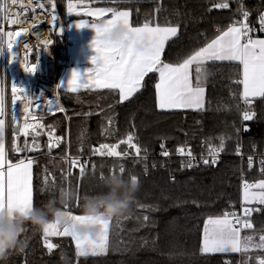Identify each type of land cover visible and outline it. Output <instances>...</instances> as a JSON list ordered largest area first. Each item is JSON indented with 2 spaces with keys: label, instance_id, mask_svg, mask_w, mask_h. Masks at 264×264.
<instances>
[{
  "label": "trees",
  "instance_id": "trees-1",
  "mask_svg": "<svg viewBox=\"0 0 264 264\" xmlns=\"http://www.w3.org/2000/svg\"><path fill=\"white\" fill-rule=\"evenodd\" d=\"M50 1L44 0L48 6ZM55 1L64 23L66 0ZM73 1L79 5L129 10L133 26H142L146 21L153 26L179 25L178 36L166 43L162 54V60L172 64L182 62L235 20L243 19L237 11L241 6L238 0H228L229 8L224 11L211 10L219 0ZM242 2L250 13L247 21L253 29L250 35L263 36L259 16L264 13V0ZM51 40L53 43L46 50L43 43L34 46L31 62L37 64L35 74L57 82L63 69L65 33L57 35L52 31ZM4 61L3 44L2 65ZM192 75L195 84V67ZM201 79L206 89V105L198 111L158 109L155 94L158 73H149L142 82L144 86L129 101L121 103L118 91L112 89L75 93L60 90L65 112L52 114L38 110L41 132L55 130L61 143L49 149L43 137V152L31 154L34 205L41 206L49 199H56L57 207H66L72 215H82L83 198L106 192L104 178L110 173H119L120 166L125 171L119 174L124 178L136 176L139 187L130 211L110 221L105 254L78 257L70 236L48 238L57 245L49 254L42 230L29 224L19 238L24 251L13 252L7 264H64L62 256L67 258V264H258V259L264 258V249L253 248L246 255L209 254L201 252V240L209 217L223 216L239 205L242 176L252 184L264 179L255 167L248 168L235 156L241 144L246 151L264 148V97L251 100L246 111L255 115L245 121L238 62L206 63ZM11 98L6 68L8 154L17 160L24 154L18 157L12 151L15 132ZM129 133L134 135L133 143L141 148L140 157L124 144L118 151L129 155L121 158L93 154L92 150L100 144H117ZM18 140L19 146H23L25 141L21 135ZM221 140L224 150L214 165H204L200 158L193 161L194 167H182L188 159L176 156L180 146L191 145L196 153H207L211 148H219ZM162 143L170 155L175 156H162ZM62 157H79L81 163L86 161L84 173L81 174L79 166L71 167ZM46 175L47 183L44 182ZM64 198L67 205L59 202ZM249 207L261 211L251 213L253 227L243 230L259 243V236L264 234V205L255 203Z\"/></svg>",
  "mask_w": 264,
  "mask_h": 264
},
{
  "label": "snow or ice",
  "instance_id": "snow-or-ice-1",
  "mask_svg": "<svg viewBox=\"0 0 264 264\" xmlns=\"http://www.w3.org/2000/svg\"><path fill=\"white\" fill-rule=\"evenodd\" d=\"M31 2V0H30ZM240 7L237 11L242 15V20L234 21L226 30H222L214 39L207 42L204 46L194 50L182 62L172 64L162 61L161 56L167 41L173 37H177L179 33V25L160 26L146 21L142 26L132 27L129 23L130 13L128 11H118L114 8H97L94 11L87 13V15L101 17L107 13H111L112 18L103 22V24L88 25L85 21L76 23L77 28H84L91 26L95 30V38L92 41V48L96 55L92 57L94 68L88 69L85 73L83 81L78 72L73 71L71 78L67 82V90L73 93L77 92L79 88H100L112 89L119 91V101H129L140 89L144 86V78L149 73H158L159 82L155 84L156 106L158 109L176 110V109H193L201 110L204 108L205 87L201 79L202 68L208 61H229L238 62L242 66V79L238 82L243 85V100L250 105V97H264V39H254L250 33L253 29L249 26L248 17L250 15L243 7L242 0H238ZM12 5L17 4V0H11ZM41 9L44 4L38 5ZM55 6L53 5V8ZM214 8L227 9L229 8L228 0H219L213 5ZM73 5L70 3L68 12H73ZM159 11V9H157ZM7 18V17H5ZM57 17L52 16V30L62 31V28L56 27ZM12 24L18 23L16 19L11 20ZM122 23L125 25L132 38L127 45L111 44L104 39V34L108 29L116 24ZM260 31H264V13L259 16ZM8 39L7 50L10 53V62L17 58L19 53H14V44L12 37H22L21 32L13 33L11 31L6 33ZM46 50L49 45L53 43L52 40L42 42ZM139 43L143 45L142 50L137 51L135 45ZM26 49L24 59L20 60L21 66L27 73H35L37 70L36 63H29L32 55V49L28 43H24ZM3 48L0 47V52ZM38 56V55H37ZM195 65V72L197 73L196 83L194 84L191 78V70ZM95 73L94 76L86 78V74ZM90 81V82H89ZM59 87V86H58ZM24 90L14 83L12 84L13 104L17 100L23 98L28 101L25 103L24 112H28V106L32 100L23 95ZM18 93L20 95H18ZM37 101V100H36ZM51 103V101H49ZM39 109V103L36 104ZM63 111V109H59ZM4 114V96L3 90L0 89V116ZM254 113L244 111L242 119L245 121L251 120ZM15 119V117H13ZM111 123V118H109ZM4 120L0 119V212L5 209L11 214L14 210L24 212L29 210L34 205L33 202V185H32V166L33 159H20L17 163H12L8 159L7 152L4 146ZM42 125L25 124L20 131L25 137L29 135L31 129L33 135V142L31 145L25 140L24 148H20L15 143L13 144V151L21 152L27 149L28 151H36L39 149V143L35 139L40 133L37 128ZM247 130V129H245ZM105 129V133H107ZM49 149L59 147L61 143L60 137L53 139L52 133H49ZM134 135L127 134L126 139H122L117 144H100L94 148L93 154L110 157H124L129 155L128 152H120L118 149L121 144L127 145L129 149L134 150L136 157H140L141 148L133 143ZM161 155L168 157L169 151L165 149V145L161 144ZM224 150V144L221 140L219 148L215 150L210 149L211 160L202 159L204 165L216 164L219 153ZM177 153L186 156L188 162L182 164V167H194L193 161L195 156L191 149H186L184 146L177 148ZM239 154V148H237ZM71 167L79 166L81 174L84 173V165L81 163L79 157H62ZM252 164V158L249 157V166ZM125 168L120 166L119 173H124ZM47 172V169H45ZM131 178L138 183L136 176ZM54 179V177H53ZM174 180V177H173ZM44 182H48L47 175L44 177ZM260 189L259 192H253L251 189ZM243 200L246 203L257 202L264 205V180L258 183L250 184L247 181L243 184ZM261 211L260 208L243 209V218L236 213H224L220 217H209L204 227V237L201 247L202 253H241L248 254L251 249H264V234L259 236V243L254 242L253 236L241 237V229L253 227L250 222L252 212ZM72 215L71 213H69ZM73 219L82 221L91 219L82 215H72ZM147 221L148 217L145 216ZM101 225V231L95 239H81L73 234H70L67 229H61L57 223H49L45 225L42 230L44 237V246L48 249L49 254L57 245L48 241L49 237L65 236L72 237L76 244V255L78 257H87L89 255L97 256L105 254L109 242V223L98 221ZM239 225V227H237ZM20 252L24 251V245L21 243ZM258 264H264V258L258 259Z\"/></svg>",
  "mask_w": 264,
  "mask_h": 264
},
{
  "label": "clouds",
  "instance_id": "clouds-1",
  "mask_svg": "<svg viewBox=\"0 0 264 264\" xmlns=\"http://www.w3.org/2000/svg\"><path fill=\"white\" fill-rule=\"evenodd\" d=\"M103 22L101 23V25ZM132 38L129 29L122 23L112 25L104 34V39L111 44L127 45ZM137 51L143 45H135ZM107 191L95 195L85 196L82 204V216L89 217L78 221L73 219L66 207H57L56 199H49L41 206L33 205L31 209L21 212L14 210L11 214L5 209L0 212V264H7L13 252L21 247L20 236L26 225H31L37 230H43L49 223H57L61 229H67L81 239H95L101 231L98 221L110 222L114 218L126 215L134 202L138 191V183L131 177L124 178L119 173L109 174L104 178ZM67 205V198L59 201ZM64 264L67 258L62 256Z\"/></svg>",
  "mask_w": 264,
  "mask_h": 264
},
{
  "label": "built area",
  "instance_id": "built-area-1",
  "mask_svg": "<svg viewBox=\"0 0 264 264\" xmlns=\"http://www.w3.org/2000/svg\"><path fill=\"white\" fill-rule=\"evenodd\" d=\"M31 1H34V4H31L30 0H17V4L12 5L11 0H0V32L5 37V42H4L5 46H7L8 39H9L6 35V33L9 31L14 32V29H13L14 24L11 23L12 19H16L18 22L20 20L27 22V21L34 19V17L36 15H39V14H41V19L43 21H46L45 23L42 22V25H45V27L48 29L49 33H48L47 38L51 40V33L53 31L52 30V23H53L52 22V16L55 15L57 17V20H58V18H59L58 13L53 10L51 5L48 6L44 2V0H31ZM41 3L44 4L43 9H41L38 6ZM70 3L73 6L75 5L73 0H66V7H68ZM5 17H7V18H5ZM57 20L55 22L56 26H57ZM70 29H71L70 22L66 20L64 22V32L63 33H65V35H67L70 32ZM0 39H1V34H0ZM24 43L29 44L30 48L32 49V55H33L34 46L36 44H39L42 42H38L36 40H33V41L29 40V41L24 42ZM69 43H70L69 40L66 39L65 40V46L63 48V69H62V72L71 71L74 68V58L72 57V55L67 53V50H66V47L68 46ZM25 52H26V49L24 48L21 51L22 60L24 59ZM32 55L29 59L30 64L32 63L31 62ZM6 68L9 71V73L12 74L11 70H10V63L9 62H8V64H6ZM31 74L33 75V77H32L30 85L26 86L22 81L19 87L24 90L23 95L28 96L29 100H32V98H34L37 101L32 100V102L28 106V112L25 114L24 117H21V118L18 116L16 117L14 115V109H15V107L19 106V104L28 103V101L21 98L20 100H17L15 104H13L12 89L10 88V93H11V97H12L11 103L13 105V107H12V124L15 125L20 121V129L23 128V126L25 124H31V125L39 124V125H41L42 120L39 117L38 110H44L45 112L52 113V114L60 112L59 109H61V108L63 109V112L66 111V109H65V107L61 101L60 90L58 88V84L56 82H53L52 80H50L48 78H44V77L37 75L35 73H31ZM49 101H51V103H49ZM37 103H39V105H40L39 109H37V107H36ZM52 105H55V107L51 108ZM247 109H248V104H246L244 102V100H242V115H243V112L246 111ZM13 117H15V119H13ZM28 131H29V135L27 137H25L21 131L19 132L18 136L21 135L23 137V140L24 141L27 140L28 144L31 145L33 142L34 133H32L31 129H29ZM37 131L40 134L38 136H36L35 139L39 143V149L36 151H28L26 149L25 154L22 151L17 152L20 155L24 154L23 159H25V160H27L28 158H32L31 154H33V153L43 152V145H44L43 144V137H46V141H47L48 145H49V139H50L49 133H52L53 139L56 137L55 130L42 133L40 128H37ZM185 148L191 149V151H192V153L196 159L211 158L210 150L207 153H199L198 154L193 150V147L191 145H187V146H185ZM215 149H217V148H211V150H215ZM169 156H175V155H169ZM176 156H179L182 158H187L186 156H182L178 153L176 154ZM220 156H221V152L219 153V157ZM235 156L238 157L241 162L244 161L247 164L248 168L251 169L252 167H255L257 170V174L264 175V148L259 149V148L255 147L250 151H246L244 149L243 144H241V146L239 147V154H237V151H236ZM68 157H70V156H68ZM249 157L252 158L251 166H249ZM113 158H116V157H113ZM119 158H121V157H119ZM245 181H247V180H245L242 176V180H241V184H240L241 192L243 191V184ZM247 182L252 184L249 181H247ZM245 207L250 208L248 205H246L240 201V203L237 207L230 208L227 213H236L237 215L241 216V218H243V216H244L243 209ZM237 227H239V225H237ZM243 229H245V228H242L241 230H243Z\"/></svg>",
  "mask_w": 264,
  "mask_h": 264
},
{
  "label": "crops",
  "instance_id": "crops-1",
  "mask_svg": "<svg viewBox=\"0 0 264 264\" xmlns=\"http://www.w3.org/2000/svg\"><path fill=\"white\" fill-rule=\"evenodd\" d=\"M75 5L73 6L74 10L71 14H69V12H68V7H66V9H65V18L67 21L70 22V26H71L70 32L67 35H65V40L68 39L70 42L68 44V46L66 47V50H67V53L72 55V57L74 58V68L71 71L62 72L58 81L56 82L59 86V90H63V91H68L67 90V82L71 78L73 71L78 72L81 76V80L83 81L85 73L87 72V70L95 67V65L92 63V57L95 56L96 53L91 46L92 41L95 38V30L91 26L84 27V28H77L76 23H78L80 21H85V22H87L88 25L101 24L102 22L112 18L111 13H107L101 17H95V16L87 15V13L94 11L97 8H90V10L89 9L88 10H82L80 8H76ZM106 7L113 8L111 6H106ZM114 9H116L118 11H128L130 13V11L126 10V9H117V8H114ZM239 20H242V19H239ZM235 21H237V20H235ZM129 23H130V26H132V27H139V26H133L131 24V14L129 16ZM226 29H227V27L224 28L223 30H226ZM253 38L254 39H264V35L263 36H254ZM165 46H166V44H165ZM161 59H162V56H161ZM210 62H212V61H208L206 63H210ZM224 62H229V61H224ZM194 67H195V65H193L192 70H191L192 81H193L192 72H193ZM94 75H95V73L93 71V73L86 74V78L94 76ZM241 79H242V66H241ZM158 82H159V74H158L157 83ZM193 83H194V81H193ZM83 90H101V89L95 88V87H90V88L81 87V88H79L78 91H83ZM68 92H71V91H68ZM118 93H119V91H118ZM241 96L243 99V85L242 84H241ZM256 98H259V97H250L249 99L253 100ZM205 105H206V89H205V96H204V108H205ZM176 110H193V109H176ZM193 111H198V110H193ZM0 119H3L5 122V124H4V146H5V151L7 152V155H8V159L11 160L12 163H17L20 159H23V158L13 160L9 157V154H8V145H7V143H8V122H7V118H6V110H5V117L2 115V116H0ZM17 138H18V134L15 133L13 136V144L15 143ZM12 151H13V146H12ZM13 154H15L18 157H21V155H19L16 151H13ZM32 185H33V166H32ZM217 217H220V216H217ZM213 218H215V217H213ZM109 227H110V223H109ZM204 227H205V224H204ZM204 227L202 230L201 247H202V242H203V237H204ZM244 236H246L245 232H244V230H241V237H244ZM74 243H75V241H74ZM209 254H214V253H209ZM218 254H239V255H241V253H232V252L218 253Z\"/></svg>",
  "mask_w": 264,
  "mask_h": 264
},
{
  "label": "bare ground",
  "instance_id": "bare-ground-1",
  "mask_svg": "<svg viewBox=\"0 0 264 264\" xmlns=\"http://www.w3.org/2000/svg\"><path fill=\"white\" fill-rule=\"evenodd\" d=\"M31 4H34V1L30 2ZM36 3V2H35ZM42 22L45 23L46 21H43L41 19V14L36 15L34 19L24 22L20 20L18 23L14 24L13 29L14 32H21L22 37L18 38L15 35L11 38L13 42L17 41L16 44H14V53H19L16 59L11 60L10 62V53L7 50V60L10 63V70L13 76V82L16 86L19 87L21 82L26 86H29L32 80L33 75L31 73H27L24 71V69L21 66L20 60H22L21 51L24 49V42L27 41H33L36 40L38 42H43L46 40H50L47 38L48 36V29L45 27V25H42ZM1 55V52H0ZM1 72V71H0ZM0 89H1V74H0ZM24 106L25 103L19 104V106L15 107L14 109V115L17 117H24ZM55 105H52L51 108H54Z\"/></svg>",
  "mask_w": 264,
  "mask_h": 264
},
{
  "label": "rangeland",
  "instance_id": "rangeland-1",
  "mask_svg": "<svg viewBox=\"0 0 264 264\" xmlns=\"http://www.w3.org/2000/svg\"><path fill=\"white\" fill-rule=\"evenodd\" d=\"M74 3L76 4L75 5L76 8H80L82 10H88V9L90 10V8H108V7L103 6V5L102 6L85 5V4L84 5H79L78 2L77 3L74 2ZM0 34H1L0 47L3 48V44L5 42V37H4V35L1 32H0ZM2 56H3V50H2L1 55H0V71H1L0 74H1V89L3 90V96H4V114H3V116L5 117V110H6V101H5V93H6V64H8V60H7V46H5V61L3 63L4 65H2ZM7 72H9V71L7 70ZM9 76H10V88L12 89V84L14 83L13 82V76L10 73H9ZM18 95H20V94L18 93ZM12 144H13V139H12ZM15 144L17 146H19V140H18V138L16 139ZM24 146H25V142H24V145L23 146H19V147L20 148H24ZM22 152L25 154L26 153V149L24 151H22ZM251 191H253V192H259L260 189L253 188V189H251ZM240 201L242 203L248 205V206H250L252 204H255V203L258 204L257 202H252V203H246V202H244V200H243V191L241 192ZM49 238H53V237H49ZM101 255H103V254H101Z\"/></svg>",
  "mask_w": 264,
  "mask_h": 264
},
{
  "label": "water",
  "instance_id": "water-1",
  "mask_svg": "<svg viewBox=\"0 0 264 264\" xmlns=\"http://www.w3.org/2000/svg\"><path fill=\"white\" fill-rule=\"evenodd\" d=\"M50 5L52 6V8H53V5L55 6L54 8H53V10L55 11V12H57L58 13V7H57V4H56V1L55 0H51L50 1ZM228 9V8H227ZM227 9H219V8H214L213 7V5L211 6V10H218V11H224V10H227ZM58 16H59V14H58ZM57 29L58 28H62V31L59 33L58 31H56V34L57 35H62L63 34V32H64V23H63V21L60 19V17L58 18V20H57ZM2 68V67H1ZM13 131L16 133V134H19V132H20V121L17 123V124H15L14 126H13Z\"/></svg>",
  "mask_w": 264,
  "mask_h": 264
}]
</instances>
